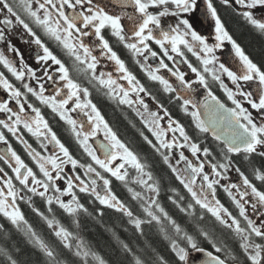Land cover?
I'll list each match as a JSON object with an SVG mask.
<instances>
[{"label": "snow or ice", "instance_id": "1", "mask_svg": "<svg viewBox=\"0 0 264 264\" xmlns=\"http://www.w3.org/2000/svg\"><path fill=\"white\" fill-rule=\"evenodd\" d=\"M221 9L264 38V0H0V44L20 58L17 67L0 51V65L20 82L16 87L0 72V89L6 93V98L0 99V113L6 116L0 119V142L7 145L0 150V161L11 170L9 174L0 167V217L7 222L0 223V240H10L14 229L33 255L40 254L39 264H110L80 235L82 220L93 215L83 202L84 194L89 203L122 214L141 236L143 226H155L170 253V258L166 257L148 242L134 250L113 232L120 250L115 264H264V68L230 34ZM205 21L214 33L211 43L199 30ZM16 29L30 38L25 43L42 50L43 54L36 56L37 62H42V78L12 43ZM37 30L56 42L71 61V68L50 50ZM113 39L131 54L150 81L161 86L169 102H175L191 118L196 136L190 135L128 69L114 50ZM225 44L231 46L236 70L217 55ZM102 59L114 65L115 77L112 72H98ZM181 64L194 78L181 70ZM72 72L118 106L130 108L154 138L139 130L190 196L185 203V196L174 187L167 196L187 218L183 224L161 203V181L152 165L121 141L90 99L89 87L74 79ZM169 77L175 78V85ZM26 78L35 80L37 87ZM41 79L51 82V94H45ZM213 85L219 86L226 100L214 94ZM199 89L205 95L197 102L192 94ZM29 95L69 126L88 162L74 158ZM21 129L35 137L45 151L49 145L53 150L47 155L37 151L18 135ZM4 130L24 146L35 167L17 154ZM98 133L104 140L96 139L98 147H94L90 141ZM208 137L215 147L208 144ZM184 149L196 159H190ZM238 156L249 165H253V156L259 157L261 164L252 167V172L260 186L241 170ZM66 165L71 166L72 174L66 173ZM129 169L134 176L130 177ZM230 170L239 175L241 183L221 184ZM112 178L127 188L136 211L116 195ZM217 186L223 187L236 214L218 198ZM37 197L43 208L37 206ZM21 203L46 226L53 240L46 239L26 219ZM96 212L103 215L99 208ZM206 217L212 218L209 224L214 222L226 230L238 251L225 242L223 232L217 234L214 227L202 223ZM23 251L15 242L11 250L0 245L5 264H28L17 258Z\"/></svg>", "mask_w": 264, "mask_h": 264}, {"label": "flooded vegetation", "instance_id": "2", "mask_svg": "<svg viewBox=\"0 0 264 264\" xmlns=\"http://www.w3.org/2000/svg\"><path fill=\"white\" fill-rule=\"evenodd\" d=\"M221 15L224 19L225 25H226L227 29L229 30L230 34L241 45V47L243 48L245 53L250 57V55L247 53L244 46L242 45L241 41L236 36L237 33H236L234 27L232 26V22H234L235 19H238V18L235 17L234 15H232L230 11H227L224 9H221ZM199 30L201 31V33L203 35H205V37L209 40L210 43L213 42L214 33L212 31V27H211L210 22L205 21L204 26L202 28H200ZM37 33H38V35H41L42 40L50 48V50H52L54 52V54H56L58 56V58H60L69 68H71V61L64 54V52L61 50V48L57 46L56 42H54V41L48 39L47 37L43 36V34L39 30H37ZM27 39H30V38L23 34L22 29H16V31L14 32V34L12 36V43L23 54V58H24L25 63L36 71V74L38 77L42 78L43 77L42 62L38 63L36 60V56H37L38 52L40 55L43 54L42 50H39L38 47L34 44L25 43L24 40H27ZM112 46H113L114 50L117 51L118 55H120L121 58L125 61V64L128 67V69L134 75L137 76V78L141 81V83L144 84V86L153 95H155L157 97V99L159 101H161L166 108L169 109V111L171 112V115L174 118L178 119L186 127V130L189 132L190 135L196 136L197 133L195 132L194 128L191 126V118L186 116L182 111H180V109L178 108V105L175 102H169L168 94H166L162 91L161 86L157 82L150 81L147 78V76L140 70L139 65L135 63L131 54L128 53V51L126 49H124L121 45L116 44L114 39L112 40ZM0 51H4L5 55L8 56L9 59L14 60V62L17 63V67L19 66L18 61L20 58L14 56L13 53L7 52L6 49L4 48V45H2V44H0ZM230 53H231V46L228 44H225V47L223 49L217 51V55L220 57L221 62H224L226 64V66L232 68L233 70H236L235 64H233L232 59L230 57ZM187 55L189 56L191 62L194 65H198V61H196L194 57H191V54H187ZM250 58L255 63H257L252 57H250ZM141 62H143V61H141ZM236 63H238V61ZM54 68H55V66H53V69ZM180 68L182 71H185L187 73V75L194 78V74H192L190 72V70L187 69L186 65L181 64ZM50 71H52V69H50ZM99 71L112 72L114 77L117 75V73L115 72L114 65H112L111 62H109L105 59H102L100 65H98V72ZM161 71L164 72V74L166 76H168V73L165 70H161ZM0 72H4L6 77L10 80V82H12L14 84V86H16V87L20 86V82L15 81V78L12 77L11 74L8 73L7 70L3 68L2 65H0ZM71 74H72L74 79H78L79 82L81 84H83L85 87H89L90 99L92 100V102L94 104H96L97 108L99 109V111L101 112V114L103 115L105 120L113 128V130L117 132V134H118V136L122 142H124L131 150L136 152L142 158V160L146 158V160L149 164L152 165L151 156H153V155L156 157V159H157V157H159L158 160L163 164L160 156L140 136L139 130H143L145 132V135H148L149 138L154 139L151 137L150 133H148L147 130L143 128V125L140 123L139 118L132 112V110L130 108H128L127 106H124V105L118 106V104L115 101L110 100L104 94L103 91H97L96 88L88 85L87 81L84 80L82 77H78L75 72H72ZM169 78H170L171 82L175 85L176 84L175 78L174 77H169ZM224 79H225V83H227V84H229V86H231L230 81H228L226 77H224ZM26 82L31 83L33 87H37V82L35 80L29 81L26 78ZM40 82L45 83V86L47 89L45 94L46 95L51 94V92H52L51 82H48L45 79H41ZM120 83L126 85V81H120ZM213 92L222 100H226V97L224 96L223 92L220 90L218 85H213ZM204 95H205L204 90L199 89L196 93L192 94V98H194L197 102H199L201 99H203ZM5 98H6V93H4L3 89H0V99H5ZM28 98L34 105L41 108V111H42L43 115L45 116V118L48 120L50 126L57 133L58 138L70 149L74 158H77L82 163L88 162L89 158L86 156V154L83 153V151L81 149L78 148V145L75 143V140L71 134L69 126L67 124H65L63 121H61L58 116H56L54 113H52L50 109H47L45 106L40 105L39 102L35 100V98L31 97L30 95ZM145 99L148 100L147 97H145ZM10 104L13 107H15L14 102H10ZM149 104H150V107H152L151 101H149ZM228 104H229V106H231L230 102H228ZM109 110L114 111L115 114H111L109 112ZM72 115L74 117L77 116L76 113H72ZM114 115L116 117L115 120L112 119V117L114 118ZM5 118H6L5 114L0 113V119H5ZM78 118L86 121V118L83 116H80ZM118 119H120L122 121V123H124L125 125L130 127L131 130L139 136L140 140L143 143H145L151 151H148V150L144 149L143 147H139L138 145H136L135 142H133L132 140H129L128 137L121 134L118 126L116 125V122ZM133 125H135V127ZM4 131H5L6 138L8 139L9 143L12 145L13 149L17 152V154L20 155L21 158L27 164H29V166L35 167L33 161L31 160V157H29L27 152L24 150V146L22 144H20L15 139V137H13L10 133H7L6 130H4ZM18 135H22L23 138L26 139L29 142V144H31L32 147L35 148L39 152H42V153L47 155L53 150L51 145L48 146L47 151H45V149H42L40 147V143L36 140V138L31 136V134L27 133L26 131H23L22 129L18 133ZM96 139L103 142V140H104L103 134L98 133L97 137L90 141V143H92L94 147H98L95 144ZM207 142H208V144L215 147V142H213L211 140V137H208ZM6 148H7V145L0 142V150L6 149ZM184 151H185L186 155L189 156L190 159H193V160L196 159L194 157H191V154L187 151V149H184ZM177 155H178V153H177ZM201 159H203V157H201ZM251 159L253 160V165H249L246 161L243 160L242 157H239V156L236 157V160H237L238 165L241 168V170L246 175H248L249 179L253 180V182L256 183L257 186H260V182L255 181L253 178L252 167H259L261 164V161H260L259 157H256V156H253ZM172 163L175 164V160H172ZM164 166L167 168L166 165H164ZM0 167H3L5 169V171H7V172H9V174H11V170L7 167V165H5L3 163V161H0ZM206 167H207V165H206ZM152 170H153V173L155 175L154 166H152ZM65 171L68 174H72L71 166L66 165ZM129 172H130V177L135 175V172L133 170L129 169ZM169 173H170V175H172L170 170H169ZM172 177L174 178V181H176L175 177L173 175H172ZM112 180H113L112 187H113V190L116 193V195L122 201H124L126 204L131 205L133 207V210L136 211V203L131 200L130 193H128L127 188L120 181H116L115 178H112ZM176 183L179 184L178 181H176ZM228 183H241V181L239 180V175L233 170H230L228 172V179L227 180L221 181L222 185H226ZM129 186L136 188V186L132 185V184H129ZM173 186L175 187V185H173ZM179 186L181 189V190H179L180 194L185 196V203H187V201L190 200V196L186 192V190L183 189V187L180 184H179ZM136 190H139V189L137 188ZM217 196L221 200L222 203H224L226 206H228L233 211V213L236 214V209L231 204V201H230L227 193H225L223 191V187L217 186ZM81 197H84V194H81ZM34 200H35V198H34ZM35 201L37 203V206H39L38 201L37 200H35ZM87 203H89V202H87ZM161 203L163 204V206L167 210V208H168L167 204L168 203H165L162 201H161ZM89 204H93V203H89ZM95 204L98 205V203H95ZM85 205H86V207H88L87 204H85ZM20 206H21L23 212L26 208L27 209L29 208L26 204H23V203H21ZM98 207L104 209L105 212L108 214H109V212L118 213L112 209L103 208L100 205H98ZM197 211H199V210L197 209ZM118 214L122 216V214H120V213H118ZM249 215L252 216L253 219H255V216L252 215L250 208H249ZM122 217L127 221L126 217H124V216H122ZM208 218L212 220L211 217H208ZM213 224L215 226L217 234H221L223 232L224 233L223 237H225L224 238L225 242L228 243L229 245H231L233 248L237 249V251H238V245L236 243H234L231 239L228 238L226 230H222L214 222H213Z\"/></svg>", "mask_w": 264, "mask_h": 264}, {"label": "trees", "instance_id": "3", "mask_svg": "<svg viewBox=\"0 0 264 264\" xmlns=\"http://www.w3.org/2000/svg\"><path fill=\"white\" fill-rule=\"evenodd\" d=\"M232 26L237 33L236 36L241 41L250 57H252L259 64V66L264 68V38L253 32L251 28L246 26L239 19H235V21L232 22ZM109 112L111 114H115L114 111L109 110ZM112 119H116L115 115L114 118L112 117ZM116 125L118 126L120 133L128 137L129 140L135 142L139 147H143L144 149L151 151L148 146L140 140L139 136L135 134L130 127L122 123L120 119L117 120ZM151 159L152 166H154L155 169V176L161 181L162 191L160 199L162 202L168 203L167 210L174 218L183 224L187 218L184 217L183 214L179 213L175 206L167 200V196L172 194L169 189L173 188V185H175L177 189L181 190L180 186L176 183V181H174V178L172 175H170L169 170L158 160L159 157L156 159V157L153 155L151 156ZM82 199L84 203L87 204L89 211L92 212L93 215L92 217L86 216L82 220L80 235L91 247H93L94 250H96L107 261H109L110 264H115L117 258L120 257L119 246L116 239L113 237V232L119 236L120 240L132 246L134 250L136 248L144 247L145 243L148 242L156 246L166 257L170 258V253L167 250L166 244L160 239L155 226H143L144 234L141 236L135 231L133 226L128 224V222L118 213L109 212L108 214L104 209L98 207L97 204L87 203V198L82 197ZM35 200H37L39 206L43 208L39 198L37 197ZM98 208L101 209L103 215L97 214L96 209ZM24 213L26 219L38 232L42 233L46 239H54V237L50 235L46 226L39 220L38 217L35 216L34 213H32L29 208H26ZM209 221H211V219L206 217L205 221L202 223H204L206 226L215 228L213 222L209 224ZM0 223L7 224V222L4 221L2 217H0ZM11 231V239L8 241L0 240V245H4L11 250L13 243L15 242L20 248L24 250L23 253L17 254L18 259L26 260L28 264H39L41 259L40 254L35 253V255H33V250L30 248V246L25 244L22 235L17 233L14 229ZM205 247L209 246L205 244ZM0 264H5L3 257H0ZM123 264H126V261H124Z\"/></svg>", "mask_w": 264, "mask_h": 264}, {"label": "water", "instance_id": "4", "mask_svg": "<svg viewBox=\"0 0 264 264\" xmlns=\"http://www.w3.org/2000/svg\"><path fill=\"white\" fill-rule=\"evenodd\" d=\"M195 255V254H194Z\"/></svg>", "mask_w": 264, "mask_h": 264}]
</instances>
